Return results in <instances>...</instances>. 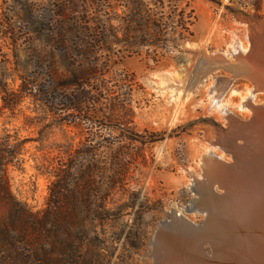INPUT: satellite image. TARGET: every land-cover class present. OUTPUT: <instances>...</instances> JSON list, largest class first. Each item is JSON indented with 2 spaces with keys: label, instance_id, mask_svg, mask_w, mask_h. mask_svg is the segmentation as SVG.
<instances>
[{
  "label": "rangeland",
  "instance_id": "1",
  "mask_svg": "<svg viewBox=\"0 0 264 264\" xmlns=\"http://www.w3.org/2000/svg\"><path fill=\"white\" fill-rule=\"evenodd\" d=\"M87 1L0 0L5 32L0 61L9 79L34 93L44 82L35 63L41 57L52 63L60 86L79 80L89 89L81 115L56 95L43 102L28 98L12 114L1 110L0 98V153L16 146L23 162L20 169L8 166L10 198L0 185V264H13L15 257L37 264L35 253L49 254L53 264H156L152 243L164 230L162 222L197 199L192 187L195 179H203L202 157L211 142L232 129L213 107L210 88L233 73L203 75L200 62L217 54L233 61L235 42L250 50L262 38L264 45V0L258 16L253 0H185L177 46L163 25L154 46L133 40L131 33L138 12L162 20L167 0H138L137 8L130 0H95L91 9ZM106 6L117 13L120 23L113 20L112 25L121 30L110 34L108 51L102 52L98 45ZM85 17L92 21L91 41ZM43 20L51 22L50 42L39 24ZM89 45L95 47L90 54ZM253 86L249 79L234 77L224 102L231 87ZM62 91L71 100L80 93L76 86ZM236 97L229 104H238ZM256 103H264V95ZM116 105L118 112H111L109 106ZM229 109L237 121L251 118ZM68 149L75 158L65 153ZM215 153L223 154L219 148ZM3 155L8 161L7 152ZM223 156L228 161V153ZM62 164L76 167L73 187L51 210L52 179L46 172ZM185 215L198 228L205 223L200 211ZM14 229L18 234L7 233ZM202 245L212 256L208 242Z\"/></svg>",
  "mask_w": 264,
  "mask_h": 264
},
{
  "label": "bare ground",
  "instance_id": "2",
  "mask_svg": "<svg viewBox=\"0 0 264 264\" xmlns=\"http://www.w3.org/2000/svg\"><path fill=\"white\" fill-rule=\"evenodd\" d=\"M230 55L233 61L225 54L205 57L199 69L203 75L229 71L234 77L251 80L254 86L231 87L225 102L222 96L234 77H219L210 88L213 107L232 129L211 142L203 155V179H195L192 187L197 199L183 212L169 213V220L162 222L164 230L152 243L156 264H264V103H256L257 97L264 95L262 38L250 50L235 42ZM232 97L238 104H229ZM229 107L247 113L250 120L237 121ZM218 148L223 154L215 153ZM224 153H228V161ZM199 211L205 221L201 228L185 215ZM203 242L210 245L212 256L204 253Z\"/></svg>",
  "mask_w": 264,
  "mask_h": 264
},
{
  "label": "trees",
  "instance_id": "3",
  "mask_svg": "<svg viewBox=\"0 0 264 264\" xmlns=\"http://www.w3.org/2000/svg\"><path fill=\"white\" fill-rule=\"evenodd\" d=\"M104 3H108L107 0H103ZM131 3L134 5L135 8L138 7L139 1L138 0H130ZM185 0H167L168 2V12L165 14L162 20H152L151 15H147L144 17L139 12L138 14H135L131 22L133 23L134 27L131 29V33L134 35L133 40L137 41V38L140 40V42L148 43L152 46L156 45L159 41L160 37V30L162 28L161 25L165 26V28H169L172 33V40L175 46L178 45V36L180 35V28H182V23L185 22V18L180 19V4L183 3ZM211 2H214L213 0H209ZM162 2V1H161ZM95 0H88L86 6L88 9H91L95 5ZM220 4V3H218ZM263 0H253L252 8L255 11V15L258 16V14L262 10ZM105 17L104 20L101 21V41L99 49L101 51H108L109 44H110V34L115 31L117 33V30H121L119 27H115L112 25V21H117L120 23L119 17L117 16V13L114 12L115 10L112 7L105 8ZM113 14V15H112ZM92 21L89 20V18L85 17L84 24H85V32L88 37V40L93 39V27L91 24ZM41 25L42 30L46 32V38L48 42L52 39V26L51 22L48 20H43L39 23ZM0 28L1 25H0ZM115 33V34H116ZM116 36V35H114ZM0 37H5V32L0 29ZM116 38V37H115ZM99 44V43H98ZM93 45H89L87 49V53H93L95 49L93 48ZM95 48V47H94ZM96 52V51H95ZM36 66L37 69L40 71V74L43 76L44 82L39 85L37 89H35L34 93L30 89L26 87L25 84H21L19 86L15 85V82L13 80H10L7 75V65L5 62L0 61V98L2 102L1 110L4 112L14 113L18 107L28 98H34L38 99L37 101L45 100L46 98L51 97L52 95L59 96L62 100V104L64 106H67L68 108L74 110L79 115L84 112V102L88 99L89 95V89L85 87L84 84L79 83V80H74L72 82L66 83L65 85H59L57 84L54 74L55 70L50 61H44L41 57L36 60ZM93 70L97 72V69H99V65L94 64L92 66ZM97 68V69H96ZM100 70V69H99ZM70 86H76V89L80 90L79 95H75V100L70 99L69 95H67L64 91H62V88H67ZM109 109L111 112L115 113L118 112L117 105L116 106H109ZM116 120V119H112ZM62 127V126H61ZM9 138V137H8ZM7 149L2 151L0 153V185L1 189H3V192L7 195V197H11L10 195V187H9V181L7 178V169L8 166L16 167L17 169H20L22 167V161L19 160L20 151H18L16 146L6 147ZM5 152H7V157L9 158L8 161H4L5 156L3 155ZM66 154H70L71 158H75L74 153H70V149L66 152ZM44 167H41L39 170H41ZM49 171L46 172L47 175L52 179L50 186H49V203H50V209L57 208L62 202L66 199V192L68 189L73 187V184L71 183L72 180V173L75 171L76 167L74 165H68V164H62L61 166L48 167ZM112 184L114 185L115 182L113 181L111 185H109V189L112 188ZM75 186V185H74ZM102 204L106 205L107 200L104 198L101 201ZM12 229V228H11ZM8 234L14 233L15 235L18 234L15 229L14 230H8ZM30 250L32 249L31 245H28ZM27 248V249H29ZM77 253V252H76ZM77 259H81V254H77ZM37 260V264H53L51 260V256L49 254H43L41 257L37 256L35 253V257ZM24 264V261L19 260V258L15 257L12 259L13 264ZM75 264H78L76 262Z\"/></svg>",
  "mask_w": 264,
  "mask_h": 264
}]
</instances>
